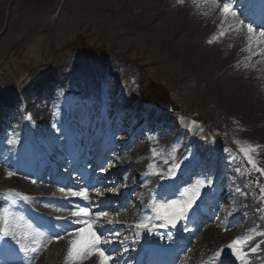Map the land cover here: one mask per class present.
I'll return each mask as SVG.
<instances>
[{
  "label": "bare ground",
  "instance_id": "obj_1",
  "mask_svg": "<svg viewBox=\"0 0 264 264\" xmlns=\"http://www.w3.org/2000/svg\"><path fill=\"white\" fill-rule=\"evenodd\" d=\"M59 2L60 0H0V28L5 18L9 19L16 11L21 16H25L38 10L50 9L52 3L54 6ZM248 6L251 7V5ZM112 12L104 14L107 22L110 21L115 28L125 30L126 33L143 35V41L148 42L150 50L172 58L176 67L182 70L183 77L188 78L192 88L197 89L202 86L205 89L208 103L219 112L218 117L224 116L232 127L230 133L227 131L222 135L223 140L226 137L228 142L232 137L238 139L245 147L249 144L258 145V149L252 155L258 162V166L264 168V45L254 43L248 50L246 30L237 31L233 27V18L222 17L219 10L214 9L211 0H183V2L180 0H116ZM220 20H222L221 23H218ZM221 32L224 33L223 36L220 35ZM64 77L60 61L57 60L53 64V70L48 71V74L37 83L41 86H49L60 82ZM184 87L187 86L184 85ZM10 92H0V102L13 104V111L19 110L16 114L18 118L17 115L22 112V107L19 103L17 104L16 96H10ZM86 92L96 96L92 87L86 88ZM49 103L50 107H55L51 101ZM124 104L130 105L132 111L135 110L134 102L126 100ZM138 113H144V109L141 107L136 112L124 113L121 119L124 122L127 120L128 124L131 116ZM34 115L39 116L40 112L35 111ZM152 117L154 121L161 122L167 127L175 125L171 116H155L152 113ZM6 122L8 124L9 120ZM12 130V136H3L0 133V153L7 151V154H11L10 158L17 155L22 157L24 153L18 148V125L13 124ZM9 141L15 142L9 143ZM193 142H196L197 147L206 154L203 143L196 140ZM139 147L136 144L130 155L133 156ZM230 157L226 155L215 160L210 159L208 165V169L210 168L220 176L217 184L220 185V189H223L224 196L228 197L230 212L217 206L212 207V199L207 198L204 203L210 210L208 216L214 215L213 225L201 226L200 232L197 227H194L183 235L186 240L191 241L187 252L184 251L179 255L178 264H193L197 258H216L215 253L220 249H225L220 257L223 258L230 250L226 246L237 238L239 233H246L247 237L252 236L260 231L258 225L264 223V210L261 203L253 194L251 186L244 187L246 182L241 178V173L234 168ZM10 158L0 159V162L9 164ZM156 161L164 162L161 158ZM147 162H152V159H146L142 164ZM190 163H187L184 168L188 167L196 173L203 166L200 162L189 165ZM7 173L8 171L5 172V169L0 167V189L27 192L43 190L46 194L53 191L54 196H62L61 193H55L50 186L43 188L42 184L29 189L19 180L20 176L9 177ZM165 178L169 177L161 175L159 166L152 165L147 171L148 194L151 193L152 186L158 187ZM196 179L198 178L190 179L184 186L176 183L177 189L181 187L183 190ZM241 187L242 192L239 196H229L230 188L237 190ZM170 191L171 189H167V192ZM143 192L139 190L138 195ZM157 198L160 197L157 196ZM38 207L46 209L44 205H38ZM64 213L60 211L59 214ZM231 220H234L233 228H229L228 225ZM118 232L122 235L126 233V228L120 226ZM262 242L257 241L253 246L257 249L256 251H259L258 256L249 257V253H244L243 262L229 257V263L264 264V241ZM52 245L54 246L47 256H38L32 264H65L68 247L66 241L61 239ZM122 248L125 249L123 245ZM121 254L122 252H119V255ZM78 264H98V257L82 259Z\"/></svg>",
  "mask_w": 264,
  "mask_h": 264
},
{
  "label": "rangeland",
  "instance_id": "obj_2",
  "mask_svg": "<svg viewBox=\"0 0 264 264\" xmlns=\"http://www.w3.org/2000/svg\"><path fill=\"white\" fill-rule=\"evenodd\" d=\"M115 5L116 0H60L54 6L52 3L50 9L25 16L16 11L9 19L5 18L0 28V91L11 89L22 100L20 89L23 87L25 97H32L30 101L36 103L39 96L36 95L35 83L53 70L57 60L62 65L63 75L78 74L75 70L83 73L89 71L90 77L95 76L102 81V89L117 97L123 94L133 101L134 95L138 101L143 97L148 98L154 90L164 89L173 105L172 109L178 114L169 109L165 111L166 106L161 104L159 107L171 116L177 124L176 128L183 131L187 127L188 130L184 131L186 137L203 139L215 156L222 155L226 148L235 160H239L237 145H244L238 143L236 138H231L230 144L226 145V137L223 140L222 135L227 131L230 133L232 127L224 116L218 117L219 112L208 103L205 89L202 86L192 88L172 58L150 50L148 42L143 41V35L126 33L107 22L104 14L113 13ZM124 56L131 61H124L121 58ZM130 78L134 82L139 80L141 93L128 82ZM128 83L133 88H129L130 93ZM59 91L63 89L55 90L56 97ZM77 103V99L70 101L69 108L73 109ZM29 117L31 115L26 114V120ZM34 123V128L46 126L45 123ZM26 131L27 128L23 137L27 135ZM174 145L171 144V147ZM6 206L12 207L11 203L10 207Z\"/></svg>",
  "mask_w": 264,
  "mask_h": 264
},
{
  "label": "snow or ice",
  "instance_id": "obj_3",
  "mask_svg": "<svg viewBox=\"0 0 264 264\" xmlns=\"http://www.w3.org/2000/svg\"><path fill=\"white\" fill-rule=\"evenodd\" d=\"M183 2V0H180ZM214 9H218L222 17L227 18L231 16L234 20L233 27L240 32L246 30V39L248 41L249 48L252 44L264 45V11L259 15V22H257L256 14L252 13L247 16L246 19H241L235 11L232 10L233 4L231 2L220 3V0H211ZM208 15V13H205ZM246 20L248 22H246ZM257 28L259 31H257ZM224 35L223 32L220 33ZM211 42V41H209ZM30 119V117H29ZM55 128L56 126L53 125ZM58 130V129H57ZM15 141H9L14 143ZM258 145L249 144L247 147H241L239 151L246 159L244 165V171L248 176L252 175V171L258 174L257 179L253 182L259 189L260 197L264 198V181L260 180V177H264V168L258 166V162L254 159L252 153L258 149ZM227 151V149L225 150ZM235 161V157H232ZM179 165L174 164L170 170L171 174H174L175 169ZM101 171H107V169H101ZM237 172L241 169L238 167ZM16 173L8 171L9 177ZM163 178V177H161ZM33 183L36 181L33 180ZM213 181L211 179H196L194 183H190L183 190L179 191V196L176 199H166L159 204H153L154 217H145L140 219L136 224L137 236L141 231H151L150 224L154 219H162L166 223L175 226L179 221L186 219L189 210L194 206L198 198L202 194V189L210 187ZM62 198L68 200L73 197H78L83 201H88L87 206L76 205L69 212L68 216H57L56 220L72 221L79 225L75 229H63V235L59 231H51L47 233V240L44 242L46 234L41 232L39 228L33 226V224L25 218L24 215L18 214L10 208H3L0 212V264H32L36 255L43 248H46L48 244L54 240L59 241L68 236V247L65 256V264H78L82 259H87L92 256L98 257V264H115L114 257L110 251L106 250V246L112 243H123L120 239V233L114 228L109 227L119 223V221L112 219V214L106 209L111 207L110 204H104L103 201L93 206V196L91 193H95L97 198L105 197L108 193H114L115 189L108 187L104 190L93 187L82 188L79 191H74L71 188L61 187L59 189ZM175 191L173 195H175ZM239 191V189H237ZM21 199L27 201L29 197L21 196ZM16 201L13 200L12 204ZM58 211H67V209H57ZM116 215H119V210H116ZM59 225H53V228H58ZM131 227V225H128ZM103 229L104 232L99 230ZM108 233L107 236L104 233ZM253 237L249 235L246 240L240 237L234 238L230 244L226 246L227 249H231V254L235 255L238 259L242 258L240 253L245 251L244 244L247 240H251ZM126 250V249H125ZM225 249H220L215 253L216 258L221 257V253ZM256 248H251V252H256ZM19 253H23L27 260L20 259ZM218 264H224L223 259L218 260Z\"/></svg>",
  "mask_w": 264,
  "mask_h": 264
}]
</instances>
